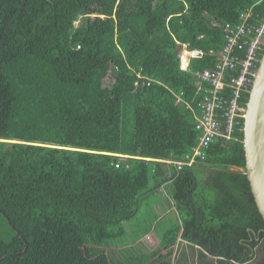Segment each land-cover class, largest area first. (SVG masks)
I'll list each match as a JSON object with an SVG mask.
<instances>
[{"label": "trees", "instance_id": "trees-1", "mask_svg": "<svg viewBox=\"0 0 264 264\" xmlns=\"http://www.w3.org/2000/svg\"><path fill=\"white\" fill-rule=\"evenodd\" d=\"M251 4L0 0V264L252 259L264 220L244 173V120L191 166L159 161L188 162L198 145L195 115L177 103L181 93L193 106L200 98L181 45L221 49L219 25ZM256 12L264 16V1ZM214 65L205 55L190 68ZM147 202L169 206L167 227L154 221V245L148 231L128 242Z\"/></svg>", "mask_w": 264, "mask_h": 264}, {"label": "built area", "instance_id": "built-area-1", "mask_svg": "<svg viewBox=\"0 0 264 264\" xmlns=\"http://www.w3.org/2000/svg\"><path fill=\"white\" fill-rule=\"evenodd\" d=\"M251 1V6L240 14L236 23L219 25L225 37L221 49L209 52L185 49L180 55V68L192 74L195 96L200 98L193 106L184 101L181 93L176 96L177 103H185L192 110L200 131L194 155L188 162L175 163L179 170L192 165L196 157L203 158L202 149L214 140L233 139L241 119H245L248 102H242V96L250 93L264 54V16L256 12L264 0ZM205 55L213 57L215 65L191 70V60ZM120 165L119 161L115 166L119 168Z\"/></svg>", "mask_w": 264, "mask_h": 264}, {"label": "water", "instance_id": "water-1", "mask_svg": "<svg viewBox=\"0 0 264 264\" xmlns=\"http://www.w3.org/2000/svg\"><path fill=\"white\" fill-rule=\"evenodd\" d=\"M200 56L199 53H195ZM246 169L257 208L264 220V54L258 75L249 94L244 119ZM264 239L259 240L250 261L240 264H264Z\"/></svg>", "mask_w": 264, "mask_h": 264}, {"label": "rangeland", "instance_id": "rangeland-1", "mask_svg": "<svg viewBox=\"0 0 264 264\" xmlns=\"http://www.w3.org/2000/svg\"><path fill=\"white\" fill-rule=\"evenodd\" d=\"M77 25V23H76ZM182 49L185 45H181ZM128 104H132L131 101L127 100L126 101V105H125V112L126 114H124L126 116L125 121L128 122V124L126 125V123H124V128H125V132H128L127 126L128 125H132V114L133 111L130 107V105ZM165 191L167 192V188H165ZM161 194V193H160ZM162 195V194H161ZM159 197V199L163 200V195ZM164 203L160 202L157 204L158 206V211H150L149 207H148V202L144 204V209H142V212L140 213V215L137 217V219L131 224L130 228L128 229L127 232L130 233L129 237L126 239L128 242H134V240L137 238V235L143 234L145 232H147L148 236L146 237L147 241L151 244L154 245L156 244L155 238H156V229L154 227V221L157 220L160 225H158L157 227L159 229H163L166 228L167 224L165 223V221H160V219L164 218V216H167L166 214V210H168L169 206L166 205L165 209H164ZM158 216V217H157ZM157 217V218H156ZM178 251V249L176 250ZM177 258V257H176Z\"/></svg>", "mask_w": 264, "mask_h": 264}, {"label": "clouds", "instance_id": "clouds-1", "mask_svg": "<svg viewBox=\"0 0 264 264\" xmlns=\"http://www.w3.org/2000/svg\"><path fill=\"white\" fill-rule=\"evenodd\" d=\"M193 50V49H190V48H187L186 46H184L183 47V49L178 53V56H179V58H180V55L184 52V50ZM180 65H181V58H180ZM183 71V70H182ZM250 94V93H249ZM159 161H161V162H164V163H166V164H173V165H175L176 167H177V169H178V166L175 164L176 162H181V161H177V160H172V159H165V160H159ZM182 162H184V161H182ZM187 166V165H186ZM191 166V165H190ZM185 167V166H184ZM183 167V168H184ZM182 168V169H183ZM181 169V170H182ZM179 170V169H178ZM169 183V182H168ZM148 236V235H147ZM146 236V237H147ZM179 242H183L182 240H179ZM177 249H179V248H177Z\"/></svg>", "mask_w": 264, "mask_h": 264}, {"label": "crops", "instance_id": "crops-1", "mask_svg": "<svg viewBox=\"0 0 264 264\" xmlns=\"http://www.w3.org/2000/svg\"><path fill=\"white\" fill-rule=\"evenodd\" d=\"M178 244H179L180 249L183 248V247L185 246L184 242H178ZM180 244H181L182 246H181Z\"/></svg>", "mask_w": 264, "mask_h": 264}, {"label": "bare ground", "instance_id": "bare-ground-1", "mask_svg": "<svg viewBox=\"0 0 264 264\" xmlns=\"http://www.w3.org/2000/svg\"><path fill=\"white\" fill-rule=\"evenodd\" d=\"M223 32V31H222ZM223 36H224V33H223ZM224 42H225V37H224ZM225 44V43H224ZM223 47V46H222Z\"/></svg>", "mask_w": 264, "mask_h": 264}, {"label": "flooded vegetation", "instance_id": "flooded-vegetation-1", "mask_svg": "<svg viewBox=\"0 0 264 264\" xmlns=\"http://www.w3.org/2000/svg\"><path fill=\"white\" fill-rule=\"evenodd\" d=\"M262 259L264 260V254H263V258Z\"/></svg>", "mask_w": 264, "mask_h": 264}]
</instances>
